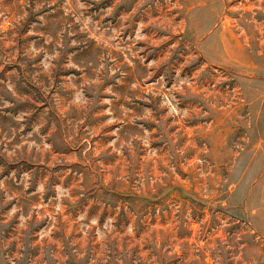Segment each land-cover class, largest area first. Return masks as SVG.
Returning a JSON list of instances; mask_svg holds the SVG:
<instances>
[{
  "label": "rangeland",
  "instance_id": "1",
  "mask_svg": "<svg viewBox=\"0 0 264 264\" xmlns=\"http://www.w3.org/2000/svg\"><path fill=\"white\" fill-rule=\"evenodd\" d=\"M0 264H264V0H0Z\"/></svg>",
  "mask_w": 264,
  "mask_h": 264
}]
</instances>
